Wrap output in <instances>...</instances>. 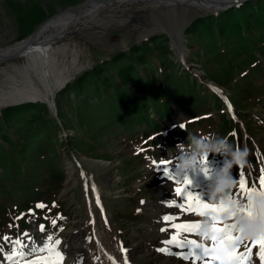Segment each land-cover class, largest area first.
<instances>
[{"label": "rangeland", "instance_id": "1", "mask_svg": "<svg viewBox=\"0 0 264 264\" xmlns=\"http://www.w3.org/2000/svg\"><path fill=\"white\" fill-rule=\"evenodd\" d=\"M87 1L0 0V48ZM177 1L106 7L54 45L73 79L53 97L25 59L0 64L11 74L0 72V91L42 96L0 106V264L181 261L201 227L228 237L253 224L264 200V0L218 12Z\"/></svg>", "mask_w": 264, "mask_h": 264}, {"label": "bare ground", "instance_id": "2", "mask_svg": "<svg viewBox=\"0 0 264 264\" xmlns=\"http://www.w3.org/2000/svg\"><path fill=\"white\" fill-rule=\"evenodd\" d=\"M181 1V5L190 6L194 5L192 8H195V11H213L218 12L223 10L229 6L230 3L238 2V0H179ZM240 1V0H239ZM125 2L130 3H144L146 7H150L152 9H157L161 5H165V1L159 0H126ZM120 0H106V4H95L89 7L80 15L72 14L71 12H64L57 15L55 18L49 20L41 29L37 31L33 40H30V36L21 42L0 48V57L3 55H11L21 51L28 42V47L23 50V55L20 57L25 59L24 66L21 67L24 73L30 72L31 70L40 69L41 75L44 79L47 92L50 93L52 91L55 92L56 89L66 84L67 81L73 79V75L66 73L64 70H61L55 66L56 59L54 57V48L53 46L58 44L60 41L64 40L68 37L69 34L73 32L83 31L86 28H89L92 22L99 18L98 15L106 7H114L115 5L125 3ZM178 1H174L170 5L172 8H176ZM166 5V6H167ZM169 8V7H168ZM43 25V24H42ZM180 52V51H179ZM19 66V65H18ZM16 65L11 66L12 69L18 70L19 67ZM79 70V69H78ZM2 70H0L1 72ZM33 72V71H32ZM3 73H7L2 71ZM22 74V73H21ZM29 74V73H27ZM7 75H11L8 74ZM13 79V78H12ZM64 87V86H63ZM31 88V87H30ZM46 92V93H47ZM54 92L53 96H54ZM51 93V96H52ZM41 96V92L37 89H25V88H17L10 87L4 88L0 91V106H6L7 104H15L25 101L26 99H34ZM48 95V94H47ZM42 97V96H41ZM41 99V98H39ZM44 99V97L42 98ZM46 99V97H45ZM248 154V150H246ZM247 163L250 165V158L247 157ZM252 176V174H251ZM253 178V177H251ZM255 194V192H254ZM208 203V202H207ZM205 205V204H204ZM202 208V207H201ZM259 210L252 215L253 224L250 225L248 220L241 224V229L239 232L229 233L227 237V233H224V237H222L218 242H214L211 238L207 239L204 234V230L207 227H204L200 230L201 235L198 237H194L193 239H201L202 242L195 241L194 243L188 244L190 247L187 251H185L187 258L184 260H171V257H155L152 258V263L156 264H219V260H215L209 257H203V255L211 250H223L228 253L232 258H236L234 264H261V242L254 243V233L258 227H262L264 230V200H259L258 202ZM196 210V208H195ZM255 210V209H254ZM205 212H209V214H216L215 211L212 210V207L204 208ZM247 213V212H246ZM199 214V213H197ZM220 215L221 219L224 218L223 215ZM200 216V215H199ZM204 217V216H203ZM206 217V216H205ZM200 227V226H199ZM247 230L252 231L250 235V241L245 240L244 234H247ZM221 230L211 229L208 234L212 232H218ZM230 232V231H229ZM206 235V234H205ZM248 237V235H246ZM264 239V235L261 240ZM225 241V244L223 243ZM181 242V241H180ZM98 243V242H97ZM185 243V242H184ZM183 243V244H184ZM187 244V243H186ZM245 244V245H244ZM101 250L102 246H99ZM178 246L177 248L178 250ZM183 248V247H182ZM174 249V248H173ZM176 250V249H175ZM264 251V248H262ZM103 252V251H102ZM101 252V253H102ZM106 252V251H105ZM133 263V262H132Z\"/></svg>", "mask_w": 264, "mask_h": 264}, {"label": "water", "instance_id": "3", "mask_svg": "<svg viewBox=\"0 0 264 264\" xmlns=\"http://www.w3.org/2000/svg\"><path fill=\"white\" fill-rule=\"evenodd\" d=\"M120 1H122V2H125L126 0H120ZM239 1V0H238ZM240 2V1H239ZM234 3H238V2H234ZM95 4H100V5H102V4H106V0H88L85 4H83L82 6H80V7H76V8H74V9H70V10H66V11H64V12H71L72 14H78V15H80L81 13H83L85 10H87L89 7H91L92 5H95ZM232 4V3H231ZM228 8V7H227ZM64 12H62V13H64ZM57 16V15H56ZM56 16H54L53 18H55ZM53 18H51V19H53ZM51 19H49V20H51ZM48 20V21H49ZM47 21V22H48ZM46 22V23H47ZM46 23H44L43 25H41L31 36H30V38L28 39L29 40V42H30V40H33V37L35 36V34L37 33V31L39 30V29H41V27H43ZM26 40V39H25ZM28 42V43H29ZM28 43L26 44L25 43V45H24V47H23V49L21 50V51H19V52H17V53H15V54H11V55H3V56H1L0 57V64H2V63H5V62H7V61H11V60H14V59H18V58H20L22 55H23V50H25L27 47H28ZM52 97H53V93H52ZM52 105H54V103H53V101H52Z\"/></svg>", "mask_w": 264, "mask_h": 264}, {"label": "trees", "instance_id": "4", "mask_svg": "<svg viewBox=\"0 0 264 264\" xmlns=\"http://www.w3.org/2000/svg\"><path fill=\"white\" fill-rule=\"evenodd\" d=\"M115 62H119L118 60H116ZM117 73V70H115L114 68H113V71H112V74H116ZM204 90H208V88H205ZM223 105V107H225V105L223 104V103H221V101H220V103H219V105ZM139 120H142V119H139ZM159 125V123L157 122V121H153L152 123H151V125L150 126H152V128L154 127H157ZM39 190H36L35 191V193H33V191H30L29 193H28V196L29 195H31V196H34L35 197V194H36V192H38ZM35 201H37V200H35ZM32 203H34V201H32ZM44 204H45V201L43 202ZM15 210L13 211V212H19V210H17V207L15 206ZM6 210V208L5 209H3L2 210V208H0V212L1 211H5ZM10 210V209H9ZM13 212H12V210H10V212H9V215H8V217H7V219H11V215H14L13 214ZM18 214V213H17ZM5 221V219H0V230H1V228H2V230L4 229V228H7L8 227V225L7 226H5V227H3V222ZM0 232H2V231H0Z\"/></svg>", "mask_w": 264, "mask_h": 264}]
</instances>
